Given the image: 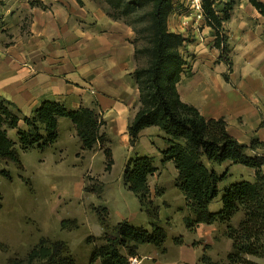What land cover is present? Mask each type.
<instances>
[{
  "label": "rangeland",
  "instance_id": "rangeland-1",
  "mask_svg": "<svg viewBox=\"0 0 264 264\" xmlns=\"http://www.w3.org/2000/svg\"><path fill=\"white\" fill-rule=\"evenodd\" d=\"M76 1L80 5L100 8L108 18L132 27L135 54L137 50V68L148 66V13L151 5L146 4L130 14H123L122 6L116 7L108 0ZM122 1L127 3L131 0ZM226 2L229 1L215 2L220 16H223ZM174 14L182 22H187L183 31L186 36L180 33L184 37L181 51L187 61V72L191 74L193 63L197 64L200 71L205 69L207 61L216 60L215 64L223 61L227 69L222 73V77L225 81H230L233 58L230 53L232 70L229 71L225 61L220 59V50L215 46L216 30L209 25L206 29L203 24L197 25L200 33L205 29L207 37L213 36V43L208 42L209 51H195L189 47V43L193 41L190 22L195 17L187 0L174 1V10L170 17ZM22 22L21 25L14 22L10 28L1 29L5 25L0 21V40L13 38L19 29L21 32L28 31V16ZM194 22L196 23V20H193ZM203 22L205 23V20ZM230 31V26H224L223 23L222 34L227 36V42ZM228 46L231 50L229 43ZM212 47L219 51V56L217 53H211ZM9 106L20 120L17 128L5 126L8 137L14 143L17 160H0V264H48L44 254L56 249L58 256L69 259L73 264H101V260L94 258L92 254L107 243L115 226L122 220H128L132 225L146 229H151L153 224H157L164 227L166 232L162 245H137L132 256L128 254L127 248H121L123 255L133 264H146L151 261L149 258L157 257L163 261L166 258L176 260L182 247L187 252L192 248L198 249L200 259L203 254L214 261L222 262L225 259L228 238L222 235L219 229L221 226L203 224L196 226L193 231L186 227L184 218L189 216L190 212L185 203V196L176 184L178 171L174 162H162V152L166 149L168 137L158 126V130L150 135L153 141L150 156L156 167V171L148 178L150 204L143 206L138 197L128 189L124 170L130 157L145 155L148 151L138 141L135 145H130L129 150L121 145L118 138L112 137L109 120L93 102L90 106H81L96 111L101 122V133L106 136L103 146L97 142L92 149L83 147L76 127L69 118H59V135L54 143L46 147L35 145L27 149L22 148L17 133L19 129L26 130L28 126L22 118V111ZM105 148H109L113 154V164L109 170L106 169ZM202 161L209 169H214L219 174L226 170L228 173L231 171L220 186L222 190L237 177L236 171L230 170V167L235 165L233 163H213L204 157ZM226 165L227 169H224ZM220 207V197L210 205L211 210ZM237 218L234 222H237ZM212 228H216V231H212ZM34 252L38 255L31 258ZM200 262L204 264L201 260Z\"/></svg>",
  "mask_w": 264,
  "mask_h": 264
},
{
  "label": "crops",
  "instance_id": "crops-1",
  "mask_svg": "<svg viewBox=\"0 0 264 264\" xmlns=\"http://www.w3.org/2000/svg\"><path fill=\"white\" fill-rule=\"evenodd\" d=\"M27 16L28 31L19 29L13 38L0 40V97L13 102L24 116H31L45 100L58 101L72 110L93 102L109 120L112 137L130 150L128 125L140 105L133 28L108 18L100 8L80 5L76 0H0V21L5 25L1 29L10 28L14 22L21 25ZM193 20L189 47L206 52L208 42L213 43V36L205 35L210 26ZM186 23L174 14L168 27L186 36ZM202 24L206 27L200 33L197 25ZM225 24L231 29L230 81L222 77L227 69L223 61H207L200 71L193 63L191 74L186 69L182 74L178 92L183 102L206 118H224L228 132L239 142L250 144L252 138L264 142V15L249 0H233L231 17ZM210 51L219 56L214 47ZM158 128L147 127L139 134L138 142L149 156L153 144L150 135ZM247 153L264 155V149ZM230 170L237 176L231 183L255 176V169L242 164L232 165ZM223 228H219L221 233ZM226 245L228 253L232 240L228 238ZM183 248L176 260L149 258L146 264H202L198 249L187 252ZM252 259L264 264L262 258Z\"/></svg>",
  "mask_w": 264,
  "mask_h": 264
},
{
  "label": "trees",
  "instance_id": "trees-1",
  "mask_svg": "<svg viewBox=\"0 0 264 264\" xmlns=\"http://www.w3.org/2000/svg\"><path fill=\"white\" fill-rule=\"evenodd\" d=\"M108 1L116 7L122 6L123 14H130L146 4L151 5L148 13L149 63L147 67L137 68L134 72L141 105L128 125L130 145L136 144L140 132L147 127L158 126L163 130L168 137V146L162 152V162L173 161L178 170L176 184L183 192L190 212L184 218L186 227L190 231L200 224L224 227L222 234L232 240L231 251L222 262L203 254L200 260L204 264H260L252 257L264 259V155L248 154L247 151L264 149V142L252 138L250 144L241 143L228 132L224 118H206L196 107L182 101L178 84L187 61L181 51L184 37L168 27L174 0H131L127 3L122 0ZM228 1L223 16L215 8L216 0H203V9L205 23L216 30L215 46L220 50V59L225 61L230 71L231 50L227 36L222 34L223 23L231 17L233 0ZM249 2L264 15L263 2ZM31 4L46 7L40 2ZM9 105L16 108L13 102L0 97V160L16 161L14 143L8 137L5 126L17 128L20 117ZM22 118L28 128L19 129L17 135L24 149L35 145L46 147L54 143L59 135V118H69L74 123L85 149H92L97 142L102 146L105 143L106 134L101 133L99 116L90 107L81 106L70 110L58 101L45 100L31 116ZM104 153L107 158L106 169L109 170L113 164V154L109 148H105ZM203 157L213 163L229 161L253 168L254 179H240L222 190L220 186L227 178L228 171L219 174L209 169L202 161ZM155 171L153 158L149 155L130 157L126 163L125 183L143 206L150 204L148 178ZM219 197L221 207L211 210L210 205ZM236 217L237 222H234ZM165 238L166 232L160 225L153 224L151 229H146L122 220L115 226L112 237L95 250L92 256L99 258L101 264H133L123 255L121 248H127L128 254L132 256L137 245L160 246ZM36 255L38 253L34 252L30 257ZM44 255L48 264H73L69 259L58 256L57 249L47 251Z\"/></svg>",
  "mask_w": 264,
  "mask_h": 264
},
{
  "label": "built area",
  "instance_id": "built-area-1",
  "mask_svg": "<svg viewBox=\"0 0 264 264\" xmlns=\"http://www.w3.org/2000/svg\"><path fill=\"white\" fill-rule=\"evenodd\" d=\"M187 4L189 6V9H191V12H194L195 20H205L203 0H187Z\"/></svg>",
  "mask_w": 264,
  "mask_h": 264
}]
</instances>
